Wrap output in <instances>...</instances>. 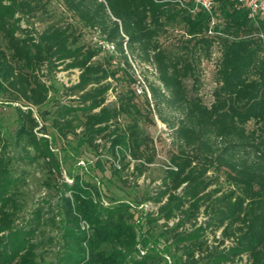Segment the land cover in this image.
Segmentation results:
<instances>
[{
  "label": "trees",
  "instance_id": "16d2710c",
  "mask_svg": "<svg viewBox=\"0 0 264 264\" xmlns=\"http://www.w3.org/2000/svg\"><path fill=\"white\" fill-rule=\"evenodd\" d=\"M62 3L69 17L36 32L24 21L46 11L47 2L0 0V91L17 103V136L34 152L31 160L43 158L60 171L41 121L52 115L59 136H78L80 146L95 152L104 140L119 162L113 173L132 170L142 177L157 159L154 138L144 126L154 124L156 115L172 129L176 149L144 199L154 205L145 218L149 225L162 221L176 264H264L261 11L254 13L241 0H216L212 14L194 0ZM85 30L113 42L115 53L83 42ZM174 30L180 36L166 45L163 37ZM216 46L220 56L207 103L200 94L202 63L213 59ZM132 58L154 68L155 80L142 72L151 98L133 88ZM45 69L78 72L63 92L72 101L56 100L53 112L40 110L50 100ZM122 79L128 88L119 92L114 82ZM113 91L115 100L109 102ZM6 149L0 123V264H41L36 229L16 226L19 183ZM63 187L60 264L160 263V253L147 249L149 234H139L128 202L105 204L100 188L80 176Z\"/></svg>",
  "mask_w": 264,
  "mask_h": 264
},
{
  "label": "rangeland",
  "instance_id": "374dc122",
  "mask_svg": "<svg viewBox=\"0 0 264 264\" xmlns=\"http://www.w3.org/2000/svg\"><path fill=\"white\" fill-rule=\"evenodd\" d=\"M262 1L264 2V0ZM43 2H47V10L34 17L26 18L24 21V25H29L36 32L46 28L51 22L69 17L64 10L62 0H43ZM180 34V31L174 30L167 37L164 36L162 40L166 45H172ZM99 40L97 33L85 30L83 42L95 41L99 43ZM2 43L4 44L3 41ZM103 55H105L104 52L100 56ZM219 56V48L216 46L214 47L213 59L202 63L200 94L207 103L212 101V90L215 86L213 75L215 63ZM137 60L130 59L132 67L136 65L142 76L145 73L150 81L155 80L154 68ZM43 74V78L50 84L51 90L50 100L40 108L41 111L53 112V104L56 100L61 102L72 101L65 98L63 92L67 86L77 80V71L50 72L45 69ZM114 84H116L119 92L128 88V84L124 79L120 80L119 83L114 82ZM108 100L109 102L115 100V91L109 93ZM16 105V102L10 101L9 94L0 91L1 134L7 146L5 156L10 161L11 171L19 183L18 199L20 207L16 218V226L18 228L36 229V240L42 242L39 248L41 264L51 262L60 264V257L64 251L62 196L65 190L63 182H72L73 176H80L83 180L96 184L103 192L102 200L105 204L128 202L135 213L139 234H149L147 249L160 253L159 264H176V256H174L176 250L171 244L172 240L162 235L164 231L162 221L149 225L145 218L147 212L151 211L154 205L144 201V199L160 183L168 166L170 153L176 149L172 129L166 123L162 122L156 115L154 116V124L144 123L145 128L154 138L157 151V159L149 167L147 173L142 177H138L132 174V170H130L121 173L122 177H120L121 175L113 173V166L119 162L110 153L109 144H105L104 140H99L101 148L98 152H95L86 145L80 146L78 136L70 135L68 138H63L51 126L52 115H49L48 119L44 121L41 119V121L42 124L46 122V136L49 138L60 163V171H57L52 170L43 158L35 161L31 160L34 152L29 148L26 149V141L19 139L17 136L19 123L15 110ZM36 114L40 117L38 113ZM28 152H30V155H28ZM37 210H40V216L37 215ZM199 220L204 221L205 217L202 216ZM81 224L85 228L89 227L85 221H81ZM212 237L210 236L211 240ZM178 254L180 253L178 252ZM242 262L245 263L246 259Z\"/></svg>",
  "mask_w": 264,
  "mask_h": 264
},
{
  "label": "built area",
  "instance_id": "2783aa9c",
  "mask_svg": "<svg viewBox=\"0 0 264 264\" xmlns=\"http://www.w3.org/2000/svg\"><path fill=\"white\" fill-rule=\"evenodd\" d=\"M244 4L252 9V11L261 13L264 15V2L262 0H241ZM196 7H201L203 10L213 13L216 5V0H194ZM99 45L103 47V49L110 53H115L116 48L113 42H108L106 40H99ZM150 67V66H147ZM152 69V68H151ZM133 70H135L136 81L133 84V88L138 95H147L151 98V93L148 87V84L144 80L141 72L137 68L136 65L133 66Z\"/></svg>",
  "mask_w": 264,
  "mask_h": 264
}]
</instances>
